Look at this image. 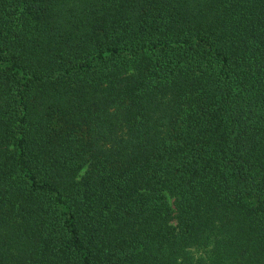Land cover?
<instances>
[{
  "label": "trees",
  "instance_id": "trees-1",
  "mask_svg": "<svg viewBox=\"0 0 264 264\" xmlns=\"http://www.w3.org/2000/svg\"><path fill=\"white\" fill-rule=\"evenodd\" d=\"M0 264H264V0H0Z\"/></svg>",
  "mask_w": 264,
  "mask_h": 264
}]
</instances>
